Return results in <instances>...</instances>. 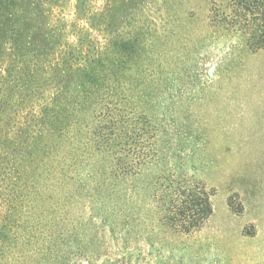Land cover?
<instances>
[{"label":"trees","instance_id":"obj_1","mask_svg":"<svg viewBox=\"0 0 264 264\" xmlns=\"http://www.w3.org/2000/svg\"><path fill=\"white\" fill-rule=\"evenodd\" d=\"M72 1L0 0V264H146L143 220L191 235L212 193L160 157L150 93H131L141 30ZM230 15L264 47V0Z\"/></svg>","mask_w":264,"mask_h":264},{"label":"rangeland","instance_id":"obj_2","mask_svg":"<svg viewBox=\"0 0 264 264\" xmlns=\"http://www.w3.org/2000/svg\"><path fill=\"white\" fill-rule=\"evenodd\" d=\"M232 3L108 2L117 30L142 32V83L131 93H150L160 157L183 161L212 193V213L191 235L143 220L146 264H264V47L252 51L233 26ZM72 5L64 0L67 17Z\"/></svg>","mask_w":264,"mask_h":264}]
</instances>
